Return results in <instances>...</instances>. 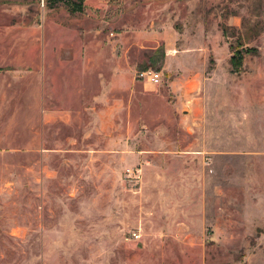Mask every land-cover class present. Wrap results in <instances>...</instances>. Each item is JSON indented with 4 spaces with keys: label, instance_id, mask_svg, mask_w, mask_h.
<instances>
[{
    "label": "rangeland",
    "instance_id": "rangeland-1",
    "mask_svg": "<svg viewBox=\"0 0 264 264\" xmlns=\"http://www.w3.org/2000/svg\"><path fill=\"white\" fill-rule=\"evenodd\" d=\"M54 1L0 0V264H264V0Z\"/></svg>",
    "mask_w": 264,
    "mask_h": 264
},
{
    "label": "crops",
    "instance_id": "crops-1",
    "mask_svg": "<svg viewBox=\"0 0 264 264\" xmlns=\"http://www.w3.org/2000/svg\"><path fill=\"white\" fill-rule=\"evenodd\" d=\"M66 67V66H65ZM84 70L81 68V71L86 73L88 70H94V65L88 68L87 65L83 66ZM60 70H63V65H60ZM114 70V68H113ZM125 68L122 67V69L117 68L114 71H112L110 80H105L104 81V88L105 90L108 88L112 91V92H117L119 94L122 95H127L130 96V90H131V85H130V80H128V78L125 75ZM80 90H84V89H80V87H70V86H66V87H60L59 88V95L61 96L59 98V103L60 104H81V103H85L84 98L86 97V93L82 92ZM93 100L94 102H97L100 98V94L99 92L93 93ZM103 95H105V93H103ZM51 96V94H50ZM69 98V103L66 101V99L63 101V98ZM83 97V99H82ZM53 110V112H52ZM68 111H72L70 110V108H58V110L55 109H51L50 107H48V109H45L44 113L45 115H49L51 116V114H58L59 116H65V114Z\"/></svg>",
    "mask_w": 264,
    "mask_h": 264
},
{
    "label": "built area",
    "instance_id": "built-area-1",
    "mask_svg": "<svg viewBox=\"0 0 264 264\" xmlns=\"http://www.w3.org/2000/svg\"><path fill=\"white\" fill-rule=\"evenodd\" d=\"M137 76L139 79L147 81L154 85L159 84L162 79L161 72L152 69L138 71Z\"/></svg>",
    "mask_w": 264,
    "mask_h": 264
},
{
    "label": "trees",
    "instance_id": "trees-1",
    "mask_svg": "<svg viewBox=\"0 0 264 264\" xmlns=\"http://www.w3.org/2000/svg\"><path fill=\"white\" fill-rule=\"evenodd\" d=\"M64 2L72 13L82 12L84 9V0H55L54 2ZM255 53V49H251ZM250 52V51H249ZM235 58V57H233Z\"/></svg>",
    "mask_w": 264,
    "mask_h": 264
}]
</instances>
